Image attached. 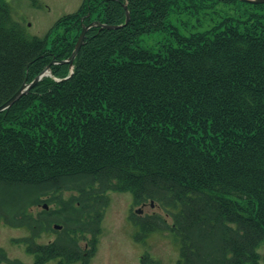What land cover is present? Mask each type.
<instances>
[{"label": "trees", "instance_id": "16d2710c", "mask_svg": "<svg viewBox=\"0 0 264 264\" xmlns=\"http://www.w3.org/2000/svg\"><path fill=\"white\" fill-rule=\"evenodd\" d=\"M125 5L129 24L89 29L67 78L70 65L53 62L71 56L83 24H124ZM172 16L201 30L184 21L183 33ZM165 31L173 39L160 49L141 45ZM48 65L0 113V219L29 230L33 264H89L110 192L165 212L131 220L139 239L175 232L176 264H264V3L84 0L41 38L1 0L0 106ZM45 195L54 208L35 218ZM46 232L58 236L38 243ZM2 262L22 264L0 248Z\"/></svg>", "mask_w": 264, "mask_h": 264}, {"label": "rangeland", "instance_id": "374dc122", "mask_svg": "<svg viewBox=\"0 0 264 264\" xmlns=\"http://www.w3.org/2000/svg\"><path fill=\"white\" fill-rule=\"evenodd\" d=\"M1 1V0H0ZM10 7L13 18L21 23L29 36L45 38L56 22L67 14L75 13L84 0H4ZM189 24V29L201 30L195 19L187 16H172L169 23L185 33L188 29L183 22ZM170 31H174L170 28ZM173 39L168 31L146 34L141 45L145 49H160L163 43ZM39 193V188H32L23 196L25 201ZM72 192H65L66 198ZM111 202L106 210L101 233L97 237L96 248L90 256L89 264H142V259L148 255L161 264H176L180 259L181 238L173 231H155L143 239L137 237L139 229L131 222L132 212L142 209V216L160 214L165 212L158 206L151 207L149 203L136 204L131 193L112 192ZM37 208L30 212H37ZM170 222V219H169ZM30 232L23 227H14L0 219V247L4 248L9 257L19 260L22 264H33L35 255L29 254L26 246L21 242ZM58 234L43 233L38 242L46 244ZM91 237L81 241V245L89 251L88 242ZM264 253V246L260 248ZM2 264H8L2 262Z\"/></svg>", "mask_w": 264, "mask_h": 264}, {"label": "water", "instance_id": "95a60500", "mask_svg": "<svg viewBox=\"0 0 264 264\" xmlns=\"http://www.w3.org/2000/svg\"><path fill=\"white\" fill-rule=\"evenodd\" d=\"M242 1H243V2H247V3H253V4L264 3V0H242ZM126 9H127V7H126ZM129 22H130V13H129V11L127 10V20H126L125 25H127ZM94 25H95V24H91V25H89V26L83 28L82 34H81V36H80V38H79V41H78V43H77V45H76V48H75L73 54L71 55V57H70L67 61H65V63H69L70 65H73V64H74V60H75L77 54L79 53V51H80V49H81V47H82V44H83V42H84V39H85V36H86V34H87L88 29L91 28V27L94 26ZM125 25H124V26H125ZM101 27H102V28H107V29H119V28H121V27H123V26H122V25H120V26H115V25H105V24H101ZM49 68H50V67H48L46 70H44V71L42 72V74H40L39 76H37V77L35 78V80H34L31 84H24V85L21 87V89H20L17 93H15L14 96H13L10 100H8L5 104H3L2 106H0V112H2V111H4L5 109L11 107V106H12L15 102H17V101H18L23 95H25L26 93H28V91H29L31 88H33V87L39 82V80H40L44 75H46V74L49 73Z\"/></svg>", "mask_w": 264, "mask_h": 264}]
</instances>
